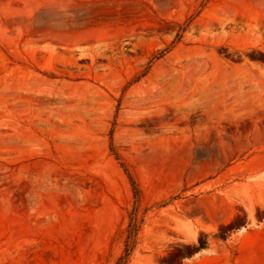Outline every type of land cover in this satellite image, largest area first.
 Here are the masks:
<instances>
[{
    "label": "rangeland",
    "instance_id": "rangeland-1",
    "mask_svg": "<svg viewBox=\"0 0 264 264\" xmlns=\"http://www.w3.org/2000/svg\"><path fill=\"white\" fill-rule=\"evenodd\" d=\"M263 18L0 0V264H242L264 243Z\"/></svg>",
    "mask_w": 264,
    "mask_h": 264
},
{
    "label": "bare ground",
    "instance_id": "bare-ground-1",
    "mask_svg": "<svg viewBox=\"0 0 264 264\" xmlns=\"http://www.w3.org/2000/svg\"><path fill=\"white\" fill-rule=\"evenodd\" d=\"M240 20H243L244 22L250 24L252 21L255 22L254 26H250L248 27V30L238 34V35H231L232 39H238L241 38L244 42L249 40L248 34L257 28V24L259 25V21L260 19H258V17L252 19V17L247 16V17H241L240 16ZM263 22H264V18H263ZM225 35L219 37L218 41L224 40L225 39ZM215 59H217L216 56H214ZM170 120V119H169ZM241 171H243L244 169H239ZM258 200L264 202V198L263 197H258ZM210 212L211 214H215L216 211L213 208H210ZM229 213H225L224 217H228ZM181 230L183 231H188V227L186 225H183ZM247 242V247H243V244H245ZM239 251L242 254L243 257V261L242 264H264V246L259 245L258 241H256L255 239H253L251 236L247 235L244 239H242V241L240 242V247H239ZM148 264H155L153 261H150Z\"/></svg>",
    "mask_w": 264,
    "mask_h": 264
},
{
    "label": "crops",
    "instance_id": "crops-1",
    "mask_svg": "<svg viewBox=\"0 0 264 264\" xmlns=\"http://www.w3.org/2000/svg\"><path fill=\"white\" fill-rule=\"evenodd\" d=\"M244 230H246V229L244 228ZM238 233H241V230H238L237 233H235V234H233L232 236H230L229 239H230V240L235 239V237H236V235H237ZM258 243H259V245L264 246V243H262V242H258Z\"/></svg>",
    "mask_w": 264,
    "mask_h": 264
},
{
    "label": "flooded vegetation",
    "instance_id": "flooded-vegetation-1",
    "mask_svg": "<svg viewBox=\"0 0 264 264\" xmlns=\"http://www.w3.org/2000/svg\"><path fill=\"white\" fill-rule=\"evenodd\" d=\"M264 220V219H263ZM221 233V232H220ZM206 242H210V240L207 238L206 240H205ZM188 246V248H191V246H189V245H187Z\"/></svg>",
    "mask_w": 264,
    "mask_h": 264
}]
</instances>
